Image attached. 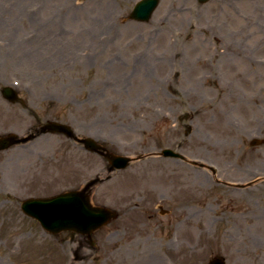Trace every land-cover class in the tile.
I'll return each mask as SVG.
<instances>
[{"label":"rangeland","instance_id":"obj_1","mask_svg":"<svg viewBox=\"0 0 264 264\" xmlns=\"http://www.w3.org/2000/svg\"><path fill=\"white\" fill-rule=\"evenodd\" d=\"M138 1L0 0V90L23 101L0 93V136L56 121L135 159L112 173L55 133L0 151V264H264V0H160L146 23ZM92 182L119 213L95 246L20 211Z\"/></svg>","mask_w":264,"mask_h":264},{"label":"water","instance_id":"obj_2","mask_svg":"<svg viewBox=\"0 0 264 264\" xmlns=\"http://www.w3.org/2000/svg\"><path fill=\"white\" fill-rule=\"evenodd\" d=\"M200 4L206 3L209 0H197ZM159 0H141L133 8L129 15L130 20L137 22H147L149 17L158 6ZM2 96L12 103H16L18 98L16 93L10 87H4L1 91ZM60 133L67 138H70L81 145L84 149L93 153H97L107 160L110 168L109 171L126 169L131 158L111 154L104 147L96 143L90 138L78 139L74 135L72 129L62 123L47 122L37 135L45 133ZM36 135V136H37ZM35 135H30L28 138H19L15 134L0 136V151L6 150L11 146L26 143L33 139ZM258 141H253L251 145L259 144ZM163 157L175 159H183V157L170 149L162 150ZM93 183L87 185L82 190L69 191L50 198H29L22 201L20 210L26 216L36 220L42 229L50 234H59L64 231L74 232L80 235H90L117 218V213L104 207H94L90 203L88 189ZM224 261L220 258H214L210 264H223Z\"/></svg>","mask_w":264,"mask_h":264},{"label":"bare ground","instance_id":"obj_3","mask_svg":"<svg viewBox=\"0 0 264 264\" xmlns=\"http://www.w3.org/2000/svg\"><path fill=\"white\" fill-rule=\"evenodd\" d=\"M163 261V260H162ZM164 262V261H163ZM142 264H162L161 262V259L157 260V259H154V260H147V261H144Z\"/></svg>","mask_w":264,"mask_h":264}]
</instances>
